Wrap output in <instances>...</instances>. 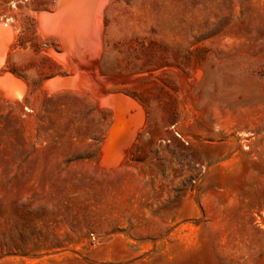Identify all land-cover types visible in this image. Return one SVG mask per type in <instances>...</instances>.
<instances>
[{
  "label": "rangeland",
  "instance_id": "374dc122",
  "mask_svg": "<svg viewBox=\"0 0 264 264\" xmlns=\"http://www.w3.org/2000/svg\"><path fill=\"white\" fill-rule=\"evenodd\" d=\"M53 4L0 0V264H264V0H111L93 94L48 86Z\"/></svg>",
  "mask_w": 264,
  "mask_h": 264
},
{
  "label": "bare ground",
  "instance_id": "6f19581e",
  "mask_svg": "<svg viewBox=\"0 0 264 264\" xmlns=\"http://www.w3.org/2000/svg\"><path fill=\"white\" fill-rule=\"evenodd\" d=\"M110 1L111 0H53L54 4L52 7V12H43L41 13L40 17H38L39 26L42 32L46 35H54L59 40L60 45L63 48L61 57L75 74V77H73V81H59L58 79V81H53V83L49 82V88L57 89L59 87L61 88V86L64 87L65 85L70 88H79L85 91L91 90L90 92L92 93V85L94 83L92 81H98L105 86L109 84H106L103 79H100L101 77L95 70H89L92 72V74H89L88 69H90V67L88 66L91 65V61L95 60L97 56V50L100 44L98 31L101 27V14L104 6H106L107 3L110 4ZM6 24L7 23L4 22L3 24H1L2 26L0 25V65L2 60L5 58L4 53L8 48V44L10 42V37L12 34L11 27H8ZM84 65L87 67L85 68ZM0 89L3 91L4 96L11 100L21 98L23 92L22 85L9 74L0 77ZM100 99V103L102 104V106L108 105L111 110L115 112V114L117 112H120L117 113L118 115H115L116 118H121L120 120H122L123 116L121 114L127 113L128 108L126 107L130 106L128 104V101L126 102L119 97H111L109 99V97L107 98L106 96V98L101 97ZM139 119L141 120L140 117L137 120L135 119L136 121L132 123L131 127L127 129L126 132L121 131L124 132V135L122 134L123 137L120 136V138H115L113 136L114 139L112 138V140L114 143L113 145L111 143L112 147H110L109 149L106 148L108 150L107 152H104L106 153L107 158L110 159H107L108 164H113V161L118 157V154L120 153V149L125 144L130 142L132 136H134L133 133L135 131V128L139 124H141L139 123ZM124 120L125 119H123V122Z\"/></svg>",
  "mask_w": 264,
  "mask_h": 264
},
{
  "label": "crops",
  "instance_id": "0c3cea01",
  "mask_svg": "<svg viewBox=\"0 0 264 264\" xmlns=\"http://www.w3.org/2000/svg\"><path fill=\"white\" fill-rule=\"evenodd\" d=\"M38 27H39V25H38ZM40 31H41V30H40ZM41 33H42V32H41ZM44 35H45V34H44ZM62 49H63V48H62ZM61 77H66V76H61ZM55 79H56V80H55ZM58 79H59V81H61V80H63V81H65V80H66V81H70V80L73 81L74 78H60V77H56V78H54V79H52V80H49L48 82L53 83V81H58ZM51 81H52V82H51ZM48 82H47V83H48ZM54 83H55V82H54ZM66 88H67V89H70V88H68V87L65 86V85H64V87L61 86V88H57V89H66ZM53 89H54V88H53ZM57 89H54V90H57Z\"/></svg>",
  "mask_w": 264,
  "mask_h": 264
}]
</instances>
